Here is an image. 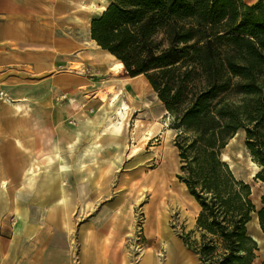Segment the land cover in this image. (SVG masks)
Returning a JSON list of instances; mask_svg holds the SVG:
<instances>
[{"label":"rangeland","instance_id":"1","mask_svg":"<svg viewBox=\"0 0 264 264\" xmlns=\"http://www.w3.org/2000/svg\"><path fill=\"white\" fill-rule=\"evenodd\" d=\"M61 1L66 3L65 13H51L42 24L38 22L35 27L44 34L32 38L35 46L49 44L44 53H34L36 61L41 62L38 56L43 55V61L49 66L47 72L34 73L35 84L44 77L49 80L44 85L34 86V98L28 99L31 111L26 115L14 112L6 105L11 114L16 113L12 115V125L18 130L14 138L27 147V151L17 148L15 154H8L9 160L13 158L19 178L30 161L34 162L36 174L31 183L19 179L12 184L37 191L45 189L47 178L42 172L45 168L50 172L54 169L44 163L43 158L54 144L67 149L73 142L75 154L72 157L66 153V164L61 166L62 173L71 167L62 176L63 197L59 203H63L60 208L51 207L49 223L44 227L50 236L51 250L61 248L54 243L61 238L67 242L69 264H81L83 259L87 264H139L143 251L152 252L157 264H203L186 243L198 240L200 231L196 227V204L176 177L179 160L172 115L164 109L151 85L143 83L138 91H134L131 84L129 89L133 92L130 94H139L140 98L139 102L131 104L135 106L127 117L125 133L117 144L107 136H97L105 125L104 118L110 114V109L97 99V93L103 87L117 89V83L132 77L125 70L121 73L125 79L111 77L106 58L100 60L94 54L98 63L94 66L103 70L89 67L85 70L84 65L75 64L72 71L76 75L84 74L85 78L71 84L73 79L69 77L68 68L75 53L82 51L85 54L92 49L104 51L91 41L86 24L98 10L83 13V21L78 24L67 18L71 14L69 0ZM74 1H95L104 5L108 0ZM77 68H82L83 73ZM143 100L149 107L143 106ZM136 117L142 118L144 125L155 120L168 123L170 131L162 136L166 127L162 126L137 154L128 157L131 143H136L130 131ZM89 119H92L91 123ZM100 123L102 128L97 127ZM244 140V132L239 130L223 150L222 160H226L237 179L251 186V199L260 207L264 181L254 175L261 166L246 148ZM97 142L100 146L96 155L84 154L86 146ZM33 199L35 205H39L41 200L46 201V196L35 195ZM248 229L257 237L259 246L253 264H264V236L254 220ZM175 244L180 247L177 256L174 255L176 250H172ZM35 247L45 246L37 243Z\"/></svg>","mask_w":264,"mask_h":264},{"label":"trees","instance_id":"2","mask_svg":"<svg viewBox=\"0 0 264 264\" xmlns=\"http://www.w3.org/2000/svg\"><path fill=\"white\" fill-rule=\"evenodd\" d=\"M89 35L144 75L173 117L176 174L196 204L200 238L186 242L203 264H253L264 236L261 206L222 153L242 130L264 181V0H108ZM255 236V235H254Z\"/></svg>","mask_w":264,"mask_h":264},{"label":"crops","instance_id":"3","mask_svg":"<svg viewBox=\"0 0 264 264\" xmlns=\"http://www.w3.org/2000/svg\"><path fill=\"white\" fill-rule=\"evenodd\" d=\"M244 1L252 4L257 0ZM69 2L71 4L69 7L71 14L67 18L79 24L80 21H83V13L87 12L78 7L83 2L74 0H69ZM65 9L66 3L61 0H0V89L11 98V102H18L21 105V108L17 109L12 106L13 103L7 104L0 100V264H69L67 242L64 243L61 238L57 242L55 240L54 243H57L61 248L51 250L49 247L51 244L50 236L44 229L45 224L49 223L50 220L51 207L59 206L60 208L63 203H56L55 201L60 197V194H50L46 187L37 191L19 188L17 183L16 186L12 184V182H17L19 179L24 183H31L36 175L35 165L34 162L30 161L31 163L22 171L19 178L12 163L13 158L9 160L8 157V154H15L17 148L27 151V147L23 145L22 141L14 138L18 130L16 125H12V117L16 113L11 114L8 106L14 112L17 111L26 115L31 111L28 99L34 98V86L39 83H41L39 85H44L49 80L48 77H44L36 80V84L34 81L33 75L35 72L39 74L47 72L49 69V66L45 64L46 61H43V55L38 56L41 58V62L35 60V52L44 53L49 48V44L34 45L32 38L43 36V32L38 30L35 25H38V22L42 24L46 19L45 17L51 13L55 15L64 14ZM86 24L89 26V19ZM45 36H48V34H45ZM91 41L93 42V40ZM93 43L95 44V42ZM94 54H97L100 60L107 57L105 53L95 49L85 54L82 51L75 53L76 57L68 68L71 74L69 77L73 79L71 81L72 85L85 78L84 74L76 75L72 71L75 64L84 65L85 70L88 67L89 69L103 70L98 66H94V63L98 64L95 60L97 58L94 59L93 57ZM121 75L119 77L125 79ZM129 78L127 79L128 82L131 81ZM132 79L142 80L134 91H138L141 85L146 83L144 75L137 78L133 76ZM116 85L119 86L118 83ZM126 90L129 93L133 92L128 87ZM76 105L74 104V106ZM98 106H100L99 103ZM88 121L91 123L92 119ZM94 127L96 126L94 125ZM97 127L102 128V123L98 124ZM76 139L79 140L77 136ZM69 146H75V143L72 142ZM58 149L65 151V148L54 144L50 152L43 158V162L47 163L52 169L57 165L55 152ZM70 170L71 167L69 166L68 171ZM68 171L63 172L62 176ZM53 172L45 168L42 173L48 179V176L52 175ZM45 191H47V194H45ZM35 195L42 198L46 196V201L41 200L39 205H35L33 199ZM255 224L258 226L256 221ZM253 238L256 240L257 237L253 235ZM37 243H41V246L45 247L37 248L35 247ZM174 247L172 250H176L174 255L177 256L180 247L176 244ZM172 250L171 253H173ZM143 252L148 254L150 251ZM142 258L143 256L140 254L139 264H142ZM81 264L87 263L83 259Z\"/></svg>","mask_w":264,"mask_h":264},{"label":"bare ground","instance_id":"4","mask_svg":"<svg viewBox=\"0 0 264 264\" xmlns=\"http://www.w3.org/2000/svg\"><path fill=\"white\" fill-rule=\"evenodd\" d=\"M78 7L81 10H86V11H89V10L102 11L105 9L104 5L96 4L95 1L85 3V4L80 3ZM103 51L107 56L106 57V65L109 68L110 76L111 77L120 76L121 73L125 70L123 63L120 60L116 59L109 52H107L105 50H103ZM109 56H110V58H109ZM111 57H112V59H111ZM78 71H79V73H83L82 68L78 69ZM139 76H143V75H141V74L136 75V78ZM130 80H131L130 82L122 81L121 83H119L118 88L116 87L117 89H114L113 87L109 86V87H103L99 93L96 92L97 93L96 97L100 101V103H102V106H107V109L108 110L110 109L109 110L110 114L108 116L106 115V117L103 120V121H105V125L103 126V129H101L97 133V136L98 137H100L101 135L107 136L116 144H117V141L122 137L123 133H125L124 130L127 127V117L129 115L130 110L133 108V106H135V105H131V104H133V102H135V101L139 102L138 100L140 98L139 94H136V95L130 94L126 90V88L127 87L130 88L131 84H133V86L135 88H137L138 84H140V81H142V80L134 79L135 80L134 81L132 78ZM145 82L150 86L149 82L146 79H145ZM11 103H13L12 106L14 108H17V109L21 108L20 103H18V102H15V103L11 102ZM143 106L149 107V104L147 102H145V100H143ZM135 119L136 120L134 122L133 128L130 131L133 132V139L136 140V143H135V141H133V143H131V146L129 147L130 150H128L129 151L128 157L134 156L135 154H137L141 150V148H142L141 146L147 144V142L149 140H151L154 133L157 132L162 126H164V125L166 126L165 129L163 128L164 130L162 131L163 132L162 136L165 137V134L168 131H170V128L167 125L168 123L167 124L163 123V121L161 122V121L155 120L154 123L149 122L148 124L144 125V121L142 118L136 117ZM158 134L160 135V133H158ZM99 146H100V144H98V142L88 145L87 147H85L84 154L89 155V156L96 155V153L99 151L98 150ZM127 146H129V145H127ZM74 147L75 146H68L64 152L61 149L60 150L58 149L55 152V156L57 159V161H56L57 165L55 164L56 166L54 168L53 174L52 175L50 174L48 176V179L45 182V184L47 186L46 189L50 194H54V193L60 194V197H58L55 200L56 203L61 202V197H63V187H62L63 180L61 181V177H62L61 166L63 164H66V153L71 154V156L73 154H75V150H74L75 148ZM30 178H32V177H30ZM53 190H54V192H53ZM141 256H143V258L141 260L142 264H157V261H156L155 257L153 256L152 252H149L148 254L141 252Z\"/></svg>","mask_w":264,"mask_h":264},{"label":"built area","instance_id":"5","mask_svg":"<svg viewBox=\"0 0 264 264\" xmlns=\"http://www.w3.org/2000/svg\"><path fill=\"white\" fill-rule=\"evenodd\" d=\"M0 100L7 104H10V102L12 101L11 98L2 89H0Z\"/></svg>","mask_w":264,"mask_h":264}]
</instances>
